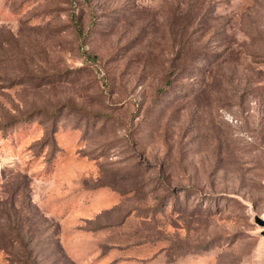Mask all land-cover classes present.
<instances>
[{"label": "rangeland", "instance_id": "374dc122", "mask_svg": "<svg viewBox=\"0 0 264 264\" xmlns=\"http://www.w3.org/2000/svg\"><path fill=\"white\" fill-rule=\"evenodd\" d=\"M263 216L264 0H0V264H264Z\"/></svg>", "mask_w": 264, "mask_h": 264}, {"label": "crops", "instance_id": "0c3cea01", "mask_svg": "<svg viewBox=\"0 0 264 264\" xmlns=\"http://www.w3.org/2000/svg\"><path fill=\"white\" fill-rule=\"evenodd\" d=\"M56 207H59V206H55V208H54L55 210H54V211L57 210ZM62 208H65V210L63 211V214H62V215H64V214H66V213L68 212L69 209H68V206L66 207V205H65V206L63 205ZM58 209H59V208H58Z\"/></svg>", "mask_w": 264, "mask_h": 264}, {"label": "water", "instance_id": "95a60500", "mask_svg": "<svg viewBox=\"0 0 264 264\" xmlns=\"http://www.w3.org/2000/svg\"><path fill=\"white\" fill-rule=\"evenodd\" d=\"M259 223L262 224V225H264V216H263L262 219H260ZM262 234L264 235V229H263V231H262Z\"/></svg>", "mask_w": 264, "mask_h": 264}, {"label": "trees", "instance_id": "16d2710c", "mask_svg": "<svg viewBox=\"0 0 264 264\" xmlns=\"http://www.w3.org/2000/svg\"><path fill=\"white\" fill-rule=\"evenodd\" d=\"M8 243V240H4L3 241V247L5 246V244ZM1 247V246H0Z\"/></svg>", "mask_w": 264, "mask_h": 264}]
</instances>
